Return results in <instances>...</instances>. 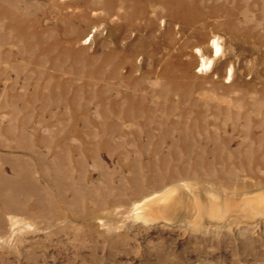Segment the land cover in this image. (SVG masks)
<instances>
[{
  "label": "rangeland",
  "instance_id": "374dc122",
  "mask_svg": "<svg viewBox=\"0 0 264 264\" xmlns=\"http://www.w3.org/2000/svg\"><path fill=\"white\" fill-rule=\"evenodd\" d=\"M71 1L0 0V264H264V0Z\"/></svg>",
  "mask_w": 264,
  "mask_h": 264
},
{
  "label": "bare ground",
  "instance_id": "6f19581e",
  "mask_svg": "<svg viewBox=\"0 0 264 264\" xmlns=\"http://www.w3.org/2000/svg\"><path fill=\"white\" fill-rule=\"evenodd\" d=\"M110 5L114 3L116 0H103ZM132 3V12L131 16L134 18L135 16H140L143 13L147 12L149 5L151 3L156 4L160 3L166 7V12L173 18L181 17L184 21L188 23H194L204 18L205 11L211 14L223 13L224 15H233V12H236L233 7H226L224 3L210 4L206 5L205 0H126ZM77 2H85L90 3V0H74L69 2L70 5L78 6ZM237 4H234L236 6ZM205 10V11H203ZM1 13V11H0ZM83 13V14H82ZM85 15L83 8L80 6V11L76 17H80ZM232 26L231 23H229ZM31 28H33L31 26ZM233 28L240 30L237 27ZM214 48L216 49V53L213 56V60L219 59V49L221 48V44L218 39L214 40ZM230 56L225 57V61H229ZM232 66V65H230ZM260 193L253 196L245 197L244 201L247 205H249L252 209H262L264 210V189H260ZM259 192V191H258ZM175 200L176 197L174 193H172V189H166L164 192L160 194H154L152 196L147 197L142 202L138 203L135 207L137 209V214L139 217H142L144 220H152V219H160L161 216L164 218H173L174 208H175ZM161 206H163L162 210ZM160 217V218H159Z\"/></svg>",
  "mask_w": 264,
  "mask_h": 264
}]
</instances>
